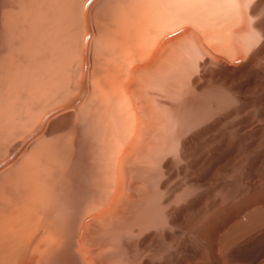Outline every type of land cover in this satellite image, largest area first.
<instances>
[{
    "label": "rangeland",
    "instance_id": "374dc122",
    "mask_svg": "<svg viewBox=\"0 0 264 264\" xmlns=\"http://www.w3.org/2000/svg\"><path fill=\"white\" fill-rule=\"evenodd\" d=\"M84 1L0 0V264H264V0Z\"/></svg>",
    "mask_w": 264,
    "mask_h": 264
},
{
    "label": "bare ground",
    "instance_id": "6f19581e",
    "mask_svg": "<svg viewBox=\"0 0 264 264\" xmlns=\"http://www.w3.org/2000/svg\"><path fill=\"white\" fill-rule=\"evenodd\" d=\"M251 2V1H250ZM254 2V1H253ZM253 2L251 3V5L253 4ZM185 5H186V3H185ZM249 5V4H248ZM251 5H250V7H251ZM249 7V6H248ZM235 10V9H234ZM262 20V19H261ZM138 21V20H137ZM139 23H141L140 21H139ZM143 23V22H142ZM176 27V26H175ZM181 30V29H180ZM182 31V30H181ZM141 35V34H140ZM125 37V36H124ZM156 39V38H155ZM124 40V39H123ZM122 41V40H121ZM125 47V46H124ZM220 47V46H219ZM216 49H217V47H216ZM226 49V48H225ZM222 50H224V49H221V51ZM224 51H226V50H224ZM140 57H142L141 56V54L139 55ZM125 106V105H124ZM129 109V108H128ZM125 110V109H124ZM126 111V110H125ZM129 111V110H128ZM127 114H128V112H127ZM128 116H129V114H128ZM226 156V155H225ZM249 198V197H248ZM254 207H261V209L260 208H257V211H256V209L253 211V208ZM262 207H263V209H264V193H261V194H259V195H256V196H254V197H252V198H249V199H246V200H244L241 204H238V205H236L235 207H233L232 209H231V211L229 212V214H227L226 216L224 215V217H219L218 219H216L210 226H209V232L213 235V236H215V238L216 237H218V234L220 233V231H221V229H223L224 227H227L229 224H231V225H233V223H235V222H240V221H243V219L241 220V218L243 217V215L246 213H248V212H250L249 211V209H251L252 208V210H251V213L250 214H252L253 212L256 214V212L258 213L259 211L261 212V210H262ZM258 209H260V210H258ZM248 211V212H247ZM262 212H264V211H262ZM261 212V213H262ZM245 214V215H246ZM249 215V214H248ZM248 215H246L245 217H247ZM255 216V215H254ZM263 216H264V213H263ZM263 216H262V219H263ZM249 217V216H248ZM258 217V216H257ZM253 218H255V217H253ZM258 218H260V217H258ZM249 219L251 220V215H250V217L248 218V221H249ZM256 219V218H255ZM257 220V219H256ZM247 221V222H248ZM259 221H261V223H262V220H257V222L255 223L256 224V226L254 225V226H252L254 223H252L253 222V220H252V222H248V224L249 225H245V228H248L249 229V227L251 226L252 228H253V230L256 228V227H259L260 225H261V223H259ZM238 222V223H239ZM244 222H245V220H244ZM243 223V222H242ZM250 223H252V224H250ZM258 223L260 224L259 226H258ZM263 224V223H262ZM230 225V226H231ZM235 225H238L239 226V224H235ZM240 225H242V224H240ZM230 226H229V228H230ZM247 226H249V227H247ZM235 227V226H234ZM240 227H242V226H240ZM240 227H237V228H240ZM245 228H243L244 230H245ZM261 228V227H260ZM233 229V228H232ZM232 229H231V231H232ZM236 229V228H235ZM234 229V230H235ZM246 230L247 232L249 231V230ZM251 229V228H250ZM226 230H228L227 228H226ZM239 231H241L242 232V229L240 228V229H238ZM223 231V230H222ZM237 231V230H236ZM256 231V230H255ZM206 232V231H205ZM234 232V231H233ZM251 232H252V230H251ZM209 233V234H210ZM236 233V232H235ZM246 232L245 231H243L242 232V234H238V235H243V234H245ZM224 234V233H223ZM232 234V233H231ZM237 234V233H236ZM250 234V233H249ZM232 235H235V234H232ZM246 235V234H245ZM245 235H243V236H245ZM253 235V234H252ZM249 236V235H248ZM220 237V236H219ZM232 237H234V236H232ZM211 238H212V236H211ZM239 238H240V236H239ZM214 239V238H213ZM245 241V240H244ZM238 242V241H237ZM240 242V241H239ZM216 243L218 244V242L216 241ZM27 256V255H26ZM263 261H264V259H262ZM256 263V262H255ZM260 263V261L258 260V263L257 264H259ZM249 264V263H248ZM261 264V263H260Z\"/></svg>",
    "mask_w": 264,
    "mask_h": 264
},
{
    "label": "crops",
    "instance_id": "0c3cea01",
    "mask_svg": "<svg viewBox=\"0 0 264 264\" xmlns=\"http://www.w3.org/2000/svg\"><path fill=\"white\" fill-rule=\"evenodd\" d=\"M87 1H88V0H85V1H84L81 10H83V7H84V5L87 3ZM157 53H158V49L151 50V52H150L149 55L147 56L146 64H147V63H151V62L154 60V58L156 57Z\"/></svg>",
    "mask_w": 264,
    "mask_h": 264
}]
</instances>
